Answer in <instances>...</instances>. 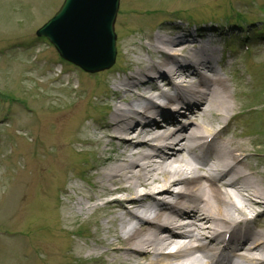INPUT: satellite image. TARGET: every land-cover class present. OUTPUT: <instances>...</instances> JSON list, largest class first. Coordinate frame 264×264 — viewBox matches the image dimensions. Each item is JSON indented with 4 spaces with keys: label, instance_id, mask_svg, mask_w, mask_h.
<instances>
[{
    "label": "bare ground",
    "instance_id": "6f19581e",
    "mask_svg": "<svg viewBox=\"0 0 264 264\" xmlns=\"http://www.w3.org/2000/svg\"><path fill=\"white\" fill-rule=\"evenodd\" d=\"M171 25L146 42L126 37L104 92L71 84V264H264V226L251 225L264 215L263 158L233 132L241 96L217 72L228 68L221 42L179 25L169 37ZM160 81L173 91L162 107L151 92ZM53 116L34 159L45 173L28 185L48 197L46 169L60 163L53 148L68 128Z\"/></svg>",
    "mask_w": 264,
    "mask_h": 264
},
{
    "label": "rangeland",
    "instance_id": "374dc122",
    "mask_svg": "<svg viewBox=\"0 0 264 264\" xmlns=\"http://www.w3.org/2000/svg\"><path fill=\"white\" fill-rule=\"evenodd\" d=\"M62 1L0 0V264H71V214L63 205L67 197L62 191L65 188L66 194L71 193V84L78 80L77 87L82 89V79H88L98 86L108 71L124 64L126 37L146 42L144 35L157 32L158 24L166 20H171L172 27L199 32L200 27L190 22L199 18L195 13L206 11L203 4L214 10L211 18L219 22L217 26L227 21L226 16L233 18V28L223 24L229 30L221 28L223 37L218 38L220 45L222 40L229 45L222 61L228 68L218 72L233 76V89L237 87L241 96L239 108H256L234 122L233 132L243 125L252 129L248 146L253 150L249 153L263 158L264 170V104L260 103L264 101V40L258 45L262 37L256 38L264 34V0H119L114 27L116 61L109 69L84 75L61 62L53 47L35 36V30ZM236 12L243 20H236ZM176 34L179 32L168 36ZM220 45L215 47L220 50ZM234 77L243 78L244 84L236 86ZM97 90L104 92L102 85ZM50 114L57 116L59 126L68 128L64 136L57 134L58 146L53 148L56 156H62L60 163L46 169L48 197L38 187L34 189L41 187L40 182L31 189L28 185L39 172L45 173L34 167V159H41L37 153L44 149V135L51 132L40 127ZM51 120L49 124L55 123ZM28 164L34 169L31 176ZM252 226L261 229L264 215L253 219Z\"/></svg>",
    "mask_w": 264,
    "mask_h": 264
},
{
    "label": "water",
    "instance_id": "95a60500",
    "mask_svg": "<svg viewBox=\"0 0 264 264\" xmlns=\"http://www.w3.org/2000/svg\"><path fill=\"white\" fill-rule=\"evenodd\" d=\"M117 2L65 0L37 34L47 37L64 58L90 71L102 69L113 57L112 23Z\"/></svg>",
    "mask_w": 264,
    "mask_h": 264
}]
</instances>
